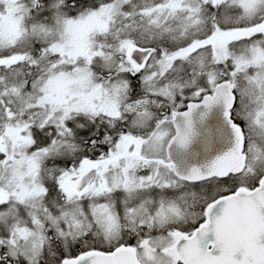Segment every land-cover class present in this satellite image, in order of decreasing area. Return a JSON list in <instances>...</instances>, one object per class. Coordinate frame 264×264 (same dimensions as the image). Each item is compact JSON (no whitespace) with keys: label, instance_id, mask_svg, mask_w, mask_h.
Returning a JSON list of instances; mask_svg holds the SVG:
<instances>
[{"label":"snow or ice","instance_id":"obj_1","mask_svg":"<svg viewBox=\"0 0 264 264\" xmlns=\"http://www.w3.org/2000/svg\"><path fill=\"white\" fill-rule=\"evenodd\" d=\"M0 264H264V0H0Z\"/></svg>","mask_w":264,"mask_h":264},{"label":"water","instance_id":"obj_2","mask_svg":"<svg viewBox=\"0 0 264 264\" xmlns=\"http://www.w3.org/2000/svg\"><path fill=\"white\" fill-rule=\"evenodd\" d=\"M192 126L194 134L187 147L173 143L169 148L170 158L181 173H187L192 167L204 170L234 146V133L222 103L210 108L201 104L192 114Z\"/></svg>","mask_w":264,"mask_h":264},{"label":"trees","instance_id":"obj_3","mask_svg":"<svg viewBox=\"0 0 264 264\" xmlns=\"http://www.w3.org/2000/svg\"><path fill=\"white\" fill-rule=\"evenodd\" d=\"M133 85H134V87H136L137 86V81H133ZM134 96L136 95V93L134 92V94H133Z\"/></svg>","mask_w":264,"mask_h":264},{"label":"rangeland","instance_id":"obj_4","mask_svg":"<svg viewBox=\"0 0 264 264\" xmlns=\"http://www.w3.org/2000/svg\"><path fill=\"white\" fill-rule=\"evenodd\" d=\"M189 94H190V92H186V95H189ZM178 102H179V97H178ZM161 111H165V110H161Z\"/></svg>","mask_w":264,"mask_h":264}]
</instances>
